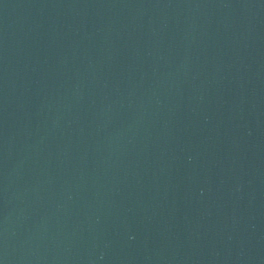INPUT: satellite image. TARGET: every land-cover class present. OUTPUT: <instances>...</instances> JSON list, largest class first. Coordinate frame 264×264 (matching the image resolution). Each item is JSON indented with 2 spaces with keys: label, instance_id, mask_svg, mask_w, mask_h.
<instances>
[{
  "label": "water",
  "instance_id": "1",
  "mask_svg": "<svg viewBox=\"0 0 264 264\" xmlns=\"http://www.w3.org/2000/svg\"><path fill=\"white\" fill-rule=\"evenodd\" d=\"M6 2H7V0H0V11L3 8V6L5 5Z\"/></svg>",
  "mask_w": 264,
  "mask_h": 264
}]
</instances>
